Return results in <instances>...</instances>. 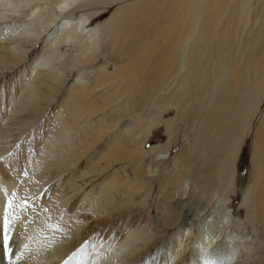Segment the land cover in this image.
Returning <instances> with one entry per match:
<instances>
[{
	"label": "bare ground",
	"instance_id": "6f19581e",
	"mask_svg": "<svg viewBox=\"0 0 264 264\" xmlns=\"http://www.w3.org/2000/svg\"><path fill=\"white\" fill-rule=\"evenodd\" d=\"M251 1L0 0V186L43 193L13 226L14 252L33 237L18 264H63L85 245L90 264H138L154 227L90 235L86 216L112 223L141 212L155 181L160 225L176 230L144 264H200L202 249L234 264H264V0ZM161 128L168 142L149 149ZM177 136L181 149L168 164ZM249 138L251 185L237 212L245 209L262 237L241 233L232 212ZM82 163L86 177L106 176L95 194L76 182L85 178ZM187 179L191 197L217 183L226 192L196 235L193 219L171 208L174 199L188 203ZM4 203L0 193L1 264ZM47 223L64 231L43 247Z\"/></svg>",
	"mask_w": 264,
	"mask_h": 264
},
{
	"label": "rangeland",
	"instance_id": "374dc122",
	"mask_svg": "<svg viewBox=\"0 0 264 264\" xmlns=\"http://www.w3.org/2000/svg\"><path fill=\"white\" fill-rule=\"evenodd\" d=\"M250 4H251V6H257L256 0H252ZM110 12L111 11H109V13L105 14L101 18V21H104L110 15ZM252 19H256V16L254 15L252 17ZM101 21L99 20V22L97 21V23H100ZM95 25L96 24H94V26ZM74 74L75 73H73L70 78H72ZM14 75H15V72L10 73L6 77V80H10L11 78L14 77ZM59 98L60 97L56 98L55 101H53L50 104V106H48L47 111L44 115L43 121H45L46 117L50 116V114L52 113V108L55 107L56 104H58ZM180 139H181V136L176 137V140L173 144L172 151L170 152L171 158H170L168 164L172 161V159L175 156L177 157L179 155L178 153L181 149V142H180L181 140ZM168 140L169 139H168V136L165 132V128H161L159 131L154 133L153 137H151L149 139L147 147L150 149L151 147L158 145V144H166L168 142ZM252 149H253L252 138H249V140L247 141V143L243 147V150L241 152V155H240L239 160H238L237 165H236V170H237V178H236L237 195L236 196L237 197L236 198L231 197V199L234 201L233 206H232V212L236 218H239L244 223V226L242 228L241 233H244L245 236L248 235L251 237H257V236L262 237L261 236L262 232L260 230L261 226L259 224L255 223L254 221H252V219L248 217V213L246 212V210L244 209L243 211L237 212V210L239 209V206L241 204V201H242L241 195H242L243 191H245L251 185V182H250V179H251V177H250V175H251L250 161H251ZM82 164L83 165H80V166L81 167L85 166V168H86V171H84L85 178L82 181L76 179V182L79 181L78 185H80V186L82 185V189H83L84 193L90 192L92 194H95L98 191V189H97V187L99 186L98 184H100L105 179L106 176L93 174L92 176L87 175L88 177H86L89 164L88 163H82ZM161 166H162V163H160V167ZM128 174L131 177V179L134 177V175L132 174V172L130 170H128ZM66 176H70V179H71V169L68 171V174ZM71 183L73 185L72 179H71ZM56 184H58V182ZM190 184H192V182L189 179H187L184 183V190L187 193H186V195L183 196V199L185 200V202H188V203L184 207H182L184 204V201H182L180 198L174 199V201L171 203V208H173V210H177V212L183 214V215H181L182 220L188 221L187 218L193 219V221H192L193 231H194L193 234L196 235L197 234V227L196 226L201 224L202 221H204L205 218L211 214L212 207L218 206V204H217L218 201L224 199L226 192H222L221 191L222 187L221 186L219 187V184L217 183V184H212L211 186H209L205 190H198L196 192V194L194 196L195 198H194V197H191L190 196L191 193H189L190 192L189 190L192 186V185L190 186ZM158 190H159V182L155 181L153 183V187L151 190V193H152L151 197H153V199H152V202H150L151 204H149L150 206H147L148 204H146L145 209H143L141 212L135 208L134 211L132 210V212L129 213V215L128 214L127 215L126 214H119V215L117 214L118 217L117 216L115 217L117 219L114 221L112 220V223L107 221V219L106 220L105 219L96 220L92 217L91 214H88L91 217H89L87 215L86 219L89 222L88 224H90L91 227L88 225L90 228L89 229L86 228V230H89V233L92 232L90 235H93V234L94 235H100L101 232L104 231V233H106V232L110 231L111 228L114 227V229L116 228V230L114 231L115 234L119 230L122 231V233L124 234L125 233L124 227H123L124 225H126V227L131 226L134 228L140 226V229L147 230V231L149 230V228L151 226L154 227L153 230L155 232V238H154L153 243H151V245L149 246L150 251L145 252L144 255H142V257L138 260V264H144L147 261V259H149L150 256H152L156 250L163 247L165 244H167L170 241L171 237L173 236V234L175 233V230H176L175 226L174 227L172 226L169 228H163V226L160 225L162 222V220H161L162 214L157 210V201H155L156 196H154V194H156L158 192ZM170 190L175 191V188H171ZM172 193H174V192H172ZM209 198H212V200L210 202V205L207 206L206 201ZM76 199L77 198L72 199V200H76ZM136 210H138V211H136ZM137 212H139V213H137ZM91 222H92V225H91ZM99 224H100V226H99ZM255 230H257L256 234H254ZM74 244H76V243H74ZM74 251H75V248H71V252H74ZM216 252H217V250H216ZM186 257L188 259H191L192 252L191 251L187 252ZM0 261H1V258H0ZM0 264H1V262H0ZM110 264H115V263H110Z\"/></svg>",
	"mask_w": 264,
	"mask_h": 264
},
{
	"label": "snow or ice",
	"instance_id": "6c2138e0",
	"mask_svg": "<svg viewBox=\"0 0 264 264\" xmlns=\"http://www.w3.org/2000/svg\"><path fill=\"white\" fill-rule=\"evenodd\" d=\"M9 155L12 154L10 153ZM2 159L3 158H0V160ZM23 176L28 180L32 179L26 170L24 171ZM0 193L3 194L5 200L2 215L3 254L7 259V264H18V262L22 260L25 253H31V251L33 250V237H28V242L23 244L20 250L14 252L10 243L13 226L15 222L20 219L21 215L27 212L29 209H31L32 212L36 211L35 201L42 198L43 193L33 195L28 190H25L24 194L20 195L18 188L14 187L13 190L9 192L8 189L4 188L3 186H0ZM43 211L48 212L49 210L45 208L43 209ZM47 229L52 233V235L48 236L43 232L40 234L43 240V247H49L55 239V234L64 231L59 223H47ZM85 248L86 245L82 246L77 250V252L68 257L63 262V264H72V261L76 260L78 256L81 258L79 260H76V264H90L89 260L86 257ZM201 251L202 257L200 264H234L231 257L223 259L218 256H209L207 252L204 251V249H202ZM13 255L15 256V259H13ZM91 264H96V262L91 261Z\"/></svg>",
	"mask_w": 264,
	"mask_h": 264
}]
</instances>
